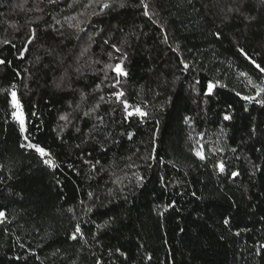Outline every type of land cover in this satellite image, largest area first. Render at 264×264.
I'll return each instance as SVG.
<instances>
[{"label":"trees","instance_id":"1","mask_svg":"<svg viewBox=\"0 0 264 264\" xmlns=\"http://www.w3.org/2000/svg\"><path fill=\"white\" fill-rule=\"evenodd\" d=\"M144 3L0 0V264H264V0Z\"/></svg>","mask_w":264,"mask_h":264},{"label":"snow or ice","instance_id":"2","mask_svg":"<svg viewBox=\"0 0 264 264\" xmlns=\"http://www.w3.org/2000/svg\"><path fill=\"white\" fill-rule=\"evenodd\" d=\"M112 3L116 4L118 3V6L119 7H124V0H112ZM141 4L144 5L145 7V15H148V11H147V5L144 3V0H141ZM110 5L109 3H104L102 5V9L103 10L104 8H108ZM57 23H59V21H57ZM218 37H219V33L216 34ZM31 42V40L29 41V43ZM5 43H7V41H5ZM241 53L244 54L246 56V58H249L251 59L250 57H247V53L244 52L243 49H240ZM21 55H23V53H21ZM4 63V61L0 60V64ZM183 63V62H182ZM252 63L255 64V66L262 72L264 73V67H261L259 64H256L255 63V60H252ZM123 60L120 61V63H117L114 67H113V71L117 74V80H116V83L119 84L120 83V80H119V76H126L127 73L125 72L124 68H123ZM184 68L187 69L188 68V64L184 63ZM242 75H244L242 73ZM218 83V82H217ZM214 87V84L209 82L208 84V93H211L212 89ZM12 88L14 89L15 88V85L12 86ZM262 92H264V88H258L257 89V95H260ZM113 96H115V98L120 101L121 103H123L124 105V109H125V112H126V118L127 117H132V116H139V117H144L147 115V113L145 111L142 110L141 106L140 105H130L128 103V100L126 98H124V93L121 91V92H113L112 93ZM10 96H11V103H12V106L14 109H16L15 111L12 112V116L16 119H18L20 121V132L23 133L25 132V126H24V121H23V118H22V112H21V104L17 98V95H16V92L13 90V91H10ZM245 100H253L255 99V97H244ZM258 103H264V101H257ZM131 109V110H130ZM66 117L62 116L61 119H65ZM230 117L229 116H225L224 119L227 120L229 119ZM187 120V118H185ZM131 135V134H129ZM25 139L27 140L28 138L25 137ZM27 147L29 148H32L34 149L42 158L44 157H49L50 156V153H48L46 151V149L41 146L40 144L38 143H31L29 142L27 144ZM200 159H204V154H203V149L201 148L200 150L196 151L195 153ZM44 163L49 165V166H52V167H57V165H55L53 163V160L50 159V158H46L44 159ZM217 167L219 168L220 171H224V164L223 162H218L217 164ZM238 173L237 172H232V176H237ZM170 206V205H169ZM69 211H71V209H69ZM87 211L91 212L92 209L91 208H88ZM5 215V213L3 211H0V217H3ZM225 224H228V220L225 219L224 221ZM81 234V226L79 224L76 225L74 231L72 232L71 234V239L75 240L77 238V236ZM261 249H264V244H261ZM97 264H100L99 261H97Z\"/></svg>","mask_w":264,"mask_h":264},{"label":"rangeland","instance_id":"3","mask_svg":"<svg viewBox=\"0 0 264 264\" xmlns=\"http://www.w3.org/2000/svg\"><path fill=\"white\" fill-rule=\"evenodd\" d=\"M17 98H18V93L16 92ZM19 100V99H18ZM20 102V101H19ZM23 118V117H22Z\"/></svg>","mask_w":264,"mask_h":264}]
</instances>
